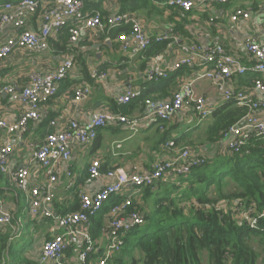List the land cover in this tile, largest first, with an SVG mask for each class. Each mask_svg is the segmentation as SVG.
<instances>
[{
    "label": "built area",
    "instance_id": "obj_1",
    "mask_svg": "<svg viewBox=\"0 0 264 264\" xmlns=\"http://www.w3.org/2000/svg\"><path fill=\"white\" fill-rule=\"evenodd\" d=\"M86 1L91 0H0V62L8 59L16 50L33 54L45 52L49 49L51 37L57 36L64 28L69 31V42L75 43L81 32L87 30L95 29L107 36L111 29L127 26L129 31L120 33L118 42L120 49L130 56L141 54L152 42H177L172 31L154 37L147 36L139 18L129 11L106 15L100 9L85 12ZM203 1L199 0V3ZM211 1L223 5L231 0ZM195 2L196 0H167L166 4L190 11ZM261 9L264 12V3ZM249 14L248 9L237 6L231 11L230 19H247ZM35 15L40 18V24L33 29L28 27L27 19ZM7 29L12 31L2 36ZM244 49L254 59L249 67L229 55L220 42L180 44V55L168 69L161 66L158 55L150 57L146 71L148 81L166 79L170 73L183 66L204 65L205 68L192 79L180 82L168 99H146L141 118H130L120 112L99 111L84 123L69 118L63 129L59 130L56 129L57 122L50 120V130L35 146L30 159L31 164L37 165L47 175L45 183L32 182L31 164L11 168L9 159L13 152L12 143L7 140L0 145V173L8 175L12 185L23 194L30 217L39 220L51 219L58 229L42 242L40 263L50 261L53 264H73L75 260L77 264H119L117 259L127 233L142 225L145 220L141 210L130 208L136 205L135 197L140 190L154 185L160 179L169 180L176 174H186L191 166L205 161L204 156L190 147H182L175 150L171 158L156 161L151 168L130 172L123 168H110L103 173L100 171V160L94 158L86 168L88 177H104L108 181L91 194L78 189L76 210L56 212L53 209L55 185L61 167L71 156L72 147L75 144L90 145L96 139L98 131L106 125L118 122L137 130L140 119L169 121L184 106H190L198 121H204L211 117L213 108L203 96L196 93L194 81L206 79L222 96L223 103H235L247 109L237 123L222 133L227 149L238 152L250 137L264 138V119L260 118V114L264 113V96H254L256 90H264V39L248 38L244 42ZM72 67L73 58H65L52 71H31L27 75V83L20 88L16 84L1 85L0 94L7 93L21 108L17 119L11 123L6 122L0 115V129L7 135L14 134L21 138L28 130L30 122L47 118L45 105L56 94L60 81L68 76ZM247 74L255 75L252 89H235L228 84L233 76ZM88 75L90 79L106 78V73L98 69H92ZM90 92L88 83L77 84L72 88V98L80 103L89 98ZM140 94L141 89L126 86L115 97V101L118 105H125ZM157 127L159 131L163 130L162 123H158ZM173 144V141H168L164 146L170 149ZM66 175V189L69 190L76 184V178L70 171H66ZM119 196L123 197L121 202L108 204L107 211L101 213L106 203ZM95 217L103 219L101 233L104 242L96 241L91 234L92 219ZM12 220L13 214L0 208V226L11 225ZM256 220V217L251 218L253 223Z\"/></svg>",
    "mask_w": 264,
    "mask_h": 264
},
{
    "label": "crops",
    "instance_id": "obj_2",
    "mask_svg": "<svg viewBox=\"0 0 264 264\" xmlns=\"http://www.w3.org/2000/svg\"><path fill=\"white\" fill-rule=\"evenodd\" d=\"M92 1L93 3L84 5L85 12L100 9L106 14H111L120 12L122 7L119 0ZM151 3H146L135 11H127L139 18L147 36L154 37L172 31L173 36L177 37V42L167 44L164 49L153 54L158 55L164 69L171 67L179 57V45L188 42L200 44L220 42L226 52L237 58L241 64L246 67L253 64L254 59L245 51L244 42L248 38L264 39V12L261 9L264 0H231L223 5L211 0H204L201 3L196 0L190 13H185L178 7H165L162 2L154 1V6L163 9L157 12L152 9ZM237 6L249 10L247 19L241 18L238 21L230 19L231 11ZM27 24L28 27L36 29L40 24V18L38 15L32 16L27 19ZM11 31L7 29L2 36ZM59 34L51 37L49 49L45 52L33 54L16 50L8 59L0 62V86L16 84L17 88H20L27 83V75L31 71H52L63 59L73 58L71 71L65 79L60 81L56 95L45 105L47 118L30 122L28 130L21 138H17L14 134L7 135L0 129V145L9 140L13 146L9 159L11 168L31 164L30 159L35 146L50 130V120L54 119L57 122L56 129L59 130L63 129L69 118H75L80 123H84L96 112L114 111L115 108L116 112L130 118H141L144 110L140 102L134 100L128 106H117L113 101L126 86H132L144 92L153 89L152 83H149L151 81L146 78L149 59L153 55L146 56L143 51L141 54L130 56L120 49L118 38H109L108 35L100 34L95 29L81 32L78 40L71 43L69 45L71 47L63 52L53 44V40L57 39ZM100 37L103 39L101 40ZM107 38L111 40L110 45L102 44L100 47H95V44ZM204 68V65L183 66V70L175 78L173 91L180 82L192 79ZM92 69L105 72L106 78L90 79L88 73ZM177 71L170 73L169 77ZM253 77H255L254 74L236 75L229 80L228 84L235 89L249 90L253 87ZM81 83H88L91 92L86 101L76 103L72 98V88ZM194 87L196 93L203 96L213 109L223 104L222 96L209 80H195ZM254 96L261 98L264 96V90H256ZM0 105L1 117L8 123L14 122L20 113L21 105L12 101L5 92L0 94ZM260 118L264 119V113L260 114ZM211 120L210 117L204 121H198L191 107L184 106L168 124H175L173 133H185L183 141H189L193 151L206 159H214L228 153V149L224 141L211 144L205 139V127L212 122ZM191 128L194 130L187 136L186 133ZM160 136L161 131L157 129L156 120L142 118L139 120L137 130H132L118 122L111 123L98 131L95 141L90 145L75 144L71 149L68 162L59 171L53 209L60 213L76 210L78 189L91 194L108 181L104 177L95 179L88 177L86 168L94 158L100 160L103 173L110 168H123L129 172L140 171L151 168L160 159L171 158L173 152L160 144ZM30 168L32 182L40 184L47 182V175L42 169L33 164ZM66 171L72 172L76 178V184L69 190L66 189L68 182ZM141 193L142 189L135 197L137 203L143 199ZM21 199H24L23 194L12 185L8 175L0 173V208L13 214L11 225L0 226V240L3 236H7L6 247L0 254V264H13L10 257L11 244L19 235L27 234L28 226L34 233L35 245L28 259L21 264H53L50 261L39 262L40 247L42 242L58 229L51 219L39 220L30 217L27 206L25 202L22 205ZM102 222L103 219L100 217L92 219L90 231L98 242H104L101 233ZM72 263L77 264L75 260ZM126 264H133V262L131 260Z\"/></svg>",
    "mask_w": 264,
    "mask_h": 264
},
{
    "label": "trees",
    "instance_id": "obj_3",
    "mask_svg": "<svg viewBox=\"0 0 264 264\" xmlns=\"http://www.w3.org/2000/svg\"><path fill=\"white\" fill-rule=\"evenodd\" d=\"M119 1L122 5L120 12L135 11L151 2L152 9L163 10L154 6V1L175 8L168 6L167 0ZM88 3L93 1H86L85 5ZM128 31L127 26L116 27L109 31L108 37L117 39L120 33ZM53 44L63 52L71 47L67 28L61 30ZM166 45L167 41L152 42L144 53L151 56ZM182 70L181 67L166 79L149 82L153 89L141 91L125 106L136 100L144 110L146 99H168L175 78ZM246 112V107L235 103H223L213 109L212 122L205 127V139L211 144L222 142V133ZM169 121L156 120V124L163 125L160 144L164 146L173 141L169 149L173 153L178 148L190 147L189 141H183L185 133H173L175 124H168ZM194 128L186 135L189 136ZM100 171L104 170L100 167ZM229 184H233L232 187L223 191V187ZM141 195L142 201L130 208L135 207L144 213V223L129 231L125 242L133 231L141 228L136 244L142 254V264H264V138L252 136L238 152L228 150L214 159L205 158L203 163L191 166L186 174H176L172 179H160L154 185L144 187ZM122 199L119 196L106 203L101 213L107 211L108 204ZM252 217H256V222L251 221ZM6 239L7 236H3L0 240V254L6 247ZM254 240L258 241L257 247L252 244ZM117 260L119 264H125L122 254ZM132 262L135 264L136 259L132 258Z\"/></svg>",
    "mask_w": 264,
    "mask_h": 264
},
{
    "label": "rangeland",
    "instance_id": "obj_4",
    "mask_svg": "<svg viewBox=\"0 0 264 264\" xmlns=\"http://www.w3.org/2000/svg\"><path fill=\"white\" fill-rule=\"evenodd\" d=\"M233 184H229L227 186L223 187V191H227L232 187ZM217 194V193H216ZM215 194V195H216ZM214 195V196H215ZM22 205H24V199H21ZM142 232L141 228H139L137 231H133L128 237V239L125 242V245L123 246V253L122 256L125 260V264L128 261H131L132 258L136 259L135 264H141L142 263V254L139 251L137 247V240L140 237V233ZM257 240H254L252 244L257 247ZM35 245L34 241V233L28 226L27 228V234L19 235L11 244V253L10 257L13 262V264H21L25 262L30 253L33 251V247Z\"/></svg>",
    "mask_w": 264,
    "mask_h": 264
},
{
    "label": "water",
    "instance_id": "obj_5",
    "mask_svg": "<svg viewBox=\"0 0 264 264\" xmlns=\"http://www.w3.org/2000/svg\"><path fill=\"white\" fill-rule=\"evenodd\" d=\"M102 44L110 45L111 44V40L110 39H106V40L102 41L101 43L95 44V47H100Z\"/></svg>",
    "mask_w": 264,
    "mask_h": 264
}]
</instances>
